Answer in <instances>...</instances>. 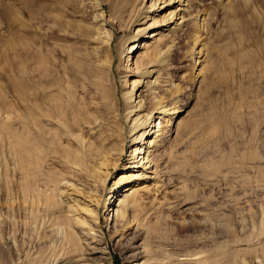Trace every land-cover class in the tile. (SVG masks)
Listing matches in <instances>:
<instances>
[{
  "label": "rangeland",
  "instance_id": "rangeland-1",
  "mask_svg": "<svg viewBox=\"0 0 264 264\" xmlns=\"http://www.w3.org/2000/svg\"><path fill=\"white\" fill-rule=\"evenodd\" d=\"M188 3L192 12L202 11L205 19L172 37L175 43L164 57L166 67L160 78L181 87V103L187 100L189 77L204 67L207 79L197 92L200 101L188 104L182 114L190 117L192 132L178 147L175 141L167 144L162 155L160 168L168 193L162 200L173 208L151 213L145 224L157 227L156 255L166 259V264H179L176 259L191 254L208 264H264V229L260 227L264 222V0ZM134 5L137 8L139 0H0V127L29 136V143L43 149L36 155L41 168L33 183L39 196L26 194L19 154L8 132L1 129L0 264H36L31 250H43L53 235L45 229L48 213L42 195L64 189L49 178H70L74 183L62 153L85 149L72 141L70 132L84 138L78 129H59L45 121L40 124L35 110L38 90L60 94L64 104L86 106V113L95 114L89 105L99 102V81L107 84L110 77L106 63L112 57L105 42L111 30L113 67L124 71L126 62L119 55L123 41L131 36L133 28L129 27L137 13ZM171 7L175 9L176 4ZM166 13L167 9L147 15V24L153 23V18L160 24ZM167 31L163 35L168 36ZM150 33L139 39L140 45L128 61L130 67L143 53L139 47L151 42ZM199 36L204 46L201 62L193 60L192 53ZM205 85L210 87L203 94ZM205 95L213 102L212 113H222L225 119L213 135L205 121L196 127V121H203L210 112ZM176 152L189 163H167ZM224 156L228 164L207 174L206 163ZM118 175L112 174L107 190ZM176 192L191 201L187 210L180 207ZM103 219L104 215L101 222ZM52 257L46 258L48 264H54ZM111 257L112 264H124L116 250Z\"/></svg>",
  "mask_w": 264,
  "mask_h": 264
},
{
  "label": "bare ground",
  "instance_id": "bare-ground-1",
  "mask_svg": "<svg viewBox=\"0 0 264 264\" xmlns=\"http://www.w3.org/2000/svg\"><path fill=\"white\" fill-rule=\"evenodd\" d=\"M174 3L176 8L171 10ZM134 6L137 13L129 27V30L133 28L131 36L123 41L119 55V59L126 62L124 71L120 72L117 67H113L111 30L110 38L105 42L106 51L112 57L106 63L110 77L107 84L99 81V102L94 106L93 103L89 105L95 114L86 113V106L74 108L69 103L64 104L65 100L60 94H47L41 88L38 90L35 110L40 124L45 121L59 129H78L84 138H78L79 135L70 132L73 138L70 140L77 141L85 149L66 150L62 153L63 163L74 176V183L70 178H49V181L64 189L62 192L51 191L42 195L43 209L48 213L45 229L48 227L53 235L49 236L43 250L36 247L31 250L33 263H45L47 257L53 256L54 264H112L111 252L116 250L121 254L124 264H166V259L156 255L159 241L154 234L157 227L150 228L145 223L151 213L173 208L172 203L162 200L167 193L165 173L160 168L164 159L162 155L167 144H174L175 141L174 145L178 147L187 134L192 132L190 117L182 114L188 104L200 101L197 92L207 78L204 67L197 75L189 77L187 100L181 103L184 93L181 87L167 84L160 78V72L166 67L164 57L169 56L170 48L175 43L172 37L183 34L193 25L203 24L205 18L202 11L192 12L194 10H191L188 0H139L138 7ZM166 9L168 13L160 17V24L154 23V18L153 23L147 24V15L152 16ZM234 9L232 10L235 12ZM165 31L170 34L163 35ZM148 32H151V42L142 44L141 41L142 46L139 48L143 53L135 59L133 67H130V55L140 45L139 39L146 37ZM195 42L197 45L192 52L193 60L201 62L200 58L204 55L203 42L201 38ZM124 51H127L126 55L122 56ZM41 60L38 58V63ZM103 78L105 77L101 76L100 79ZM209 87L210 85L203 87V94L208 92ZM205 96L208 105L206 108L210 112L205 114L203 121H196V127L205 121L212 130L209 134L213 135L218 124L225 119L222 113H212L213 102L210 96ZM157 119L161 121L155 125ZM1 129L8 132V138L19 154L26 175L24 193L39 196L33 183L41 168L36 155L43 149L36 143H29V136H21L13 130H6L4 126L0 127V132ZM55 136H58L57 133ZM54 137L52 141L56 142ZM42 140L40 138V143H43ZM127 149L130 150L128 153ZM167 161L189 163L187 158L183 155L180 157L177 152L172 157L170 155ZM227 162V157H221L217 162L206 163L205 170L207 174H212ZM114 172L119 175L114 186L107 190L108 181ZM175 197L184 210L190 207L191 201L181 192H176ZM102 215L104 219L101 222ZM260 227L264 229V222ZM176 261L179 264L209 263L195 254ZM49 262L50 260L46 264Z\"/></svg>",
  "mask_w": 264,
  "mask_h": 264
}]
</instances>
